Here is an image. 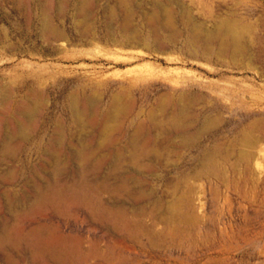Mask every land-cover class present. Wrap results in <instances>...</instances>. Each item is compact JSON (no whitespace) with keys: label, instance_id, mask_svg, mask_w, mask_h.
<instances>
[{"label":"rangeland","instance_id":"374dc122","mask_svg":"<svg viewBox=\"0 0 264 264\" xmlns=\"http://www.w3.org/2000/svg\"><path fill=\"white\" fill-rule=\"evenodd\" d=\"M56 1L52 0V4ZM155 1L126 0L121 14L111 22L103 10L115 7L119 0H98L87 26L102 38L86 43L77 35L76 27L83 20L74 16L72 0L62 17L53 10L47 15L53 24L67 31L69 40L50 43L42 37L37 0H23L24 5L17 0H0V86L19 89L39 79V87L45 91L43 120L48 123L47 130L39 136L45 139L49 138L55 113L67 128H74L67 97L74 86H92L96 94L90 91L89 95L98 94L103 108L113 93L133 86L135 90L130 95L142 110L141 119L150 123L162 118L146 114L156 107L162 93L189 92L192 98L199 96L200 102L190 116L199 121L196 125H201L205 117L214 119L215 124L190 147L178 139L175 147L159 145L166 156L148 175L157 193L170 200L169 180L191 172L203 150L214 144L222 146L217 159L222 169L219 177L205 173L190 180L197 207L194 215L199 218L194 226L198 228L196 242L188 240L186 247H150L148 253L134 255L136 264H264V0H160L167 11L164 13L163 7L164 12L156 16ZM227 22L240 27V41L245 46L242 53L235 54L233 47H224L223 52V46L214 42L215 51L204 56L203 36L193 46L190 44L196 29H202L204 35L211 34ZM169 23L177 28V37L170 35ZM102 30H113L114 34L109 35L112 38H106ZM148 34L155 35L150 45L145 40ZM123 38L135 41L123 42ZM110 128L115 131L117 123L110 122ZM242 131L253 132L258 138L252 156L245 161L238 156L236 141ZM37 158L35 145L27 142L19 162L2 164L3 170L15 168V190L26 187L23 179L31 167L39 164ZM189 225L169 227V240L185 227L191 229Z\"/></svg>","mask_w":264,"mask_h":264},{"label":"bare ground","instance_id":"6f19581e","mask_svg":"<svg viewBox=\"0 0 264 264\" xmlns=\"http://www.w3.org/2000/svg\"><path fill=\"white\" fill-rule=\"evenodd\" d=\"M17 1L24 5L23 0ZM37 1L44 42L68 41L67 31L53 24L47 15L53 10L62 17L72 0H57L56 4L52 0ZM97 1L74 0L73 14L83 20L76 27L81 42L102 38L87 26ZM125 1L119 0L115 7L103 10L111 22L121 14ZM164 5L155 1V16L164 12ZM164 9L166 13L167 8ZM171 23L167 24L172 31L170 35L176 36L177 28ZM238 29L236 24L227 22L204 35L198 28L189 42L193 46L203 36L204 56L215 51L214 42L223 49L233 47L235 54L242 53L245 46ZM110 32L113 30L104 33L108 39L112 38ZM153 36L145 37L147 45ZM123 39L132 42V38ZM39 85L36 79L19 89L7 84L0 86V264H136L134 255L148 253L150 247L163 244L183 247L188 240H196L198 228L194 226L199 218L194 215L197 207L190 180L205 173L219 177L222 169L217 159L222 146L214 144L201 151L191 172L169 180L170 200L157 193L148 175L166 156L159 145L175 147L180 140L190 147L215 124L214 119L205 117L201 125H196L199 121L190 116L194 105L200 102L199 96L192 98L193 93L189 92L162 93L156 107L146 113L162 118L150 123L141 119L142 110L130 95L135 90L133 86L112 92L104 108L98 94L89 95L90 91L96 94L92 86H74L67 95L74 128H67L55 113L49 125V138L45 139L39 136L48 126L42 115L45 91ZM112 121L117 123L115 131L110 128ZM155 132L161 137L155 136ZM240 133L236 140L238 156L245 161L252 156L258 138L250 131ZM34 136L38 139H32ZM27 142L35 145L39 164L31 167L30 174L23 179L26 187L15 190L13 186L18 182L15 168H1L2 164L19 162V154ZM26 159L31 161L29 157ZM189 224L191 229L185 227L183 234L169 240V227L180 229ZM91 233L95 235L90 236Z\"/></svg>","mask_w":264,"mask_h":264}]
</instances>
